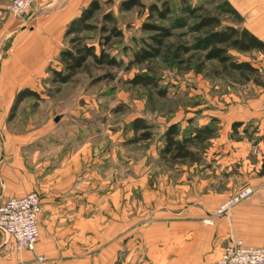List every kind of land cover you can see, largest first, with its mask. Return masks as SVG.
I'll use <instances>...</instances> for the list:
<instances>
[{"label": "rangeland", "instance_id": "1", "mask_svg": "<svg viewBox=\"0 0 264 264\" xmlns=\"http://www.w3.org/2000/svg\"><path fill=\"white\" fill-rule=\"evenodd\" d=\"M12 1L0 0L1 16H13L8 10ZM120 1L101 0L102 10L93 22L98 24V29L83 35L87 43L99 48V41L105 35L99 27L109 24L103 14L112 12L123 36L113 38L105 47L123 62L122 67L89 63L72 81L53 83L50 68L60 67L59 52L67 45L63 34L59 44L44 53V66L34 71L33 82L24 85L11 104L12 107L23 89L36 90L42 99L24 98L15 116L6 122L16 124L17 132H24L27 126L39 135L44 132V136L38 137L36 147L32 146L33 154L39 151V157L33 163L35 177L30 191L37 192L42 200L41 239L35 250L13 251L6 243L10 253L16 255L17 264H23L21 258L26 264H143L149 259L150 247L145 244L147 235H159L162 241L175 233L181 235L185 230L181 221H184L185 209L191 199L196 203L204 195L230 190L242 182L240 174L242 177L247 175L239 171L242 161L240 164L232 160L224 163L222 154L225 149L219 141L256 139L254 131L249 128L246 132L240 129L231 131L218 123L212 141L205 145L206 150L201 147L196 150V161L174 163L162 157L161 149L169 125L177 123L181 135L203 125L208 119L206 111L217 109V94L229 92L245 97L254 93L255 88H262L263 54L258 51L232 52L235 58L250 61L260 68L259 78L247 81L235 71L216 75L218 63L215 60L204 62L197 52L185 55L183 58L187 62L178 66L165 62L163 58H154L127 68L135 51L149 49L147 43H150L153 32L143 29L145 22L173 26L175 34L168 39L172 43L190 44L196 34L188 32V27L175 26V20L185 16L181 11L183 0H169L173 12L164 20L150 16L140 8L121 11ZM142 1L161 3L163 0ZM187 1L191 5L203 4L216 14L226 7L223 0ZM33 9L22 17H13L29 16ZM221 17L225 22L231 20L225 13ZM188 23L192 24L194 20ZM200 62L204 67L197 72L195 66ZM146 73L156 77L158 88L166 91L165 96L158 89L130 84L134 75ZM103 75L108 76L102 78ZM135 118H143L152 125L151 139L131 142L135 136L132 129ZM55 168L60 170V187L55 189L57 196L47 197L44 172L49 170L52 174ZM212 196L214 199L215 195ZM80 218L86 222L79 224ZM167 223L171 226H165ZM44 241L49 243L45 249ZM27 251H32L30 257H25ZM38 255H45V262L39 261ZM127 257H130L128 261ZM202 264L216 263L213 259Z\"/></svg>", "mask_w": 264, "mask_h": 264}, {"label": "crops", "instance_id": "2", "mask_svg": "<svg viewBox=\"0 0 264 264\" xmlns=\"http://www.w3.org/2000/svg\"><path fill=\"white\" fill-rule=\"evenodd\" d=\"M88 1L40 0L33 13L23 18L3 17L0 10V37L3 35L0 38V200L33 190V163L37 162L39 151L33 154L32 146L36 147L38 137L44 136V132L39 135L28 126L24 132H17L16 124L6 122L15 94L24 85L33 82L34 71L44 66V53L59 44L64 26ZM229 1L240 13L242 24L264 40V0ZM216 105L214 111H206L208 119L202 126L213 124L217 129L219 123L231 131L240 129L246 132L247 128L254 131V140L219 141L225 149L222 154L224 163L232 160L240 164L242 161L243 166L239 171L247 175L242 177L240 174L242 182L230 190L213 193L214 199L213 194L204 195L196 203L191 199L185 209L184 221H181V226L183 224L185 227L181 235L175 233L163 241L159 235H147L145 244L150 247L149 259L143 264H202L213 259L216 263L224 246L237 238L247 245L264 246V137H260L264 136V86L255 88L254 93L245 97L243 94L219 93ZM235 122L237 124L233 126ZM211 141L212 138L207 145ZM59 174V168H55L52 174L49 170L44 172V193L47 197L57 196L55 189L58 190L62 179ZM246 186L254 189L249 198L235 205L229 213L215 218L212 223L205 221L213 215L216 206L221 204L219 202H224L225 197ZM81 222L86 221L80 218L78 223ZM167 225L171 226L169 223ZM174 227H177V223ZM6 241L0 233V264H17V257L10 253ZM160 243L166 246H160ZM47 244L44 241V249ZM31 253L27 251L25 257H30ZM129 259L127 257V261ZM20 263L27 262L21 258Z\"/></svg>", "mask_w": 264, "mask_h": 264}, {"label": "trees", "instance_id": "3", "mask_svg": "<svg viewBox=\"0 0 264 264\" xmlns=\"http://www.w3.org/2000/svg\"><path fill=\"white\" fill-rule=\"evenodd\" d=\"M181 11L185 16H179L176 21V28L188 27L190 33L196 34L194 41L190 44L172 43L168 41L174 36L172 29L151 23H143V29L152 31L149 49L141 48L134 52L133 60L129 62L127 68L134 64H144L154 58H163L165 62L178 66L186 63L183 57L191 52L199 53V59L203 61H216L219 68L216 75L225 72H239L240 76L246 81L254 77L259 78V69L250 61L235 58L232 52L250 53L258 51L264 54V40L253 33L242 24V17L236 8L228 1L223 0L225 9L220 13H212L205 5H191L187 0L182 1ZM134 8H140L147 11L150 16L158 19H167L171 14L173 7L169 0H163L161 3H146L142 0H121L119 9L129 11ZM102 10L101 0H89L87 4L81 7L79 13L71 19L64 31V37L67 38V45L62 47L59 52V68L51 67L53 83H68L74 79L76 74L86 68L89 63L102 67H122L123 62L111 55L105 45L111 43L113 38L123 36L122 30L117 24V19L112 12L103 14V19L109 24H103L99 27L102 38L99 41L100 47L96 44L87 43L83 33L98 29V24L93 23L97 15ZM228 14L231 17L230 22H225L222 14ZM190 20L194 23L189 24ZM189 24V25H188ZM152 42V43H151ZM204 63L200 62L195 66L197 72H201ZM108 75H103L102 78ZM133 86H145L158 89L162 96L166 95L165 89L158 88L156 77L152 73L136 74L130 80ZM26 97H35L41 100V95L31 88H25L16 96L15 102L11 107L9 119L13 118L20 102ZM214 120V119H213ZM237 123L235 122L233 126ZM132 129L135 132L131 142L146 141L151 139L152 125L143 118H135L132 121ZM177 123L169 125L165 132V143L161 149L162 157L174 163L180 161H196L198 148H204L207 141L211 139L216 128L213 125L196 126L189 134L181 135Z\"/></svg>", "mask_w": 264, "mask_h": 264}, {"label": "built area", "instance_id": "4", "mask_svg": "<svg viewBox=\"0 0 264 264\" xmlns=\"http://www.w3.org/2000/svg\"><path fill=\"white\" fill-rule=\"evenodd\" d=\"M39 1L13 0L8 10L13 16L22 17L32 11ZM252 193V187L243 188L235 196L222 202L205 221L212 223L215 218L229 213L235 205L249 198ZM41 212L42 200L35 191L0 200V232L6 236V243L11 250H35L41 239ZM38 259L45 262L46 256L38 255ZM216 264H264V246H249L241 239L234 240L224 247Z\"/></svg>", "mask_w": 264, "mask_h": 264}]
</instances>
